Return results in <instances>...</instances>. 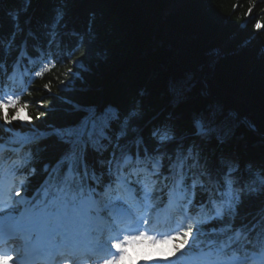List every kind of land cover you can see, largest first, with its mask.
I'll use <instances>...</instances> for the list:
<instances>
[{"label": "trees", "instance_id": "trees-1", "mask_svg": "<svg viewBox=\"0 0 264 264\" xmlns=\"http://www.w3.org/2000/svg\"><path fill=\"white\" fill-rule=\"evenodd\" d=\"M257 21L264 23V0H0V63L5 69L0 70V88L20 95L32 117L31 123L19 128V122L4 126L16 128L29 142L19 156L0 152L1 174L13 163L24 192L39 199L50 174L64 175L68 162L56 172L53 169L73 146L77 157L80 154L77 136H61L56 130L79 125L85 109L111 107L118 114L112 122L113 144L127 119L128 135L119 141L126 152L135 157L134 141L141 136V156L145 147L149 154H155L158 146L164 153L158 158L168 188L153 191L154 206L166 204L169 188L180 179L170 176L176 168L169 167L180 145L183 159L177 166L184 174L182 188L191 194L195 181L193 203L205 205L203 210H192L197 219L214 214L209 197L217 205L228 199L224 177L234 178L233 203L236 197L240 200L236 214L203 224L206 234L195 250L205 249L210 238H226L208 233L213 225L231 224L227 235L241 230L254 238L264 230V186L257 178L264 176V28L257 30ZM189 76L187 98L175 101L170 82ZM70 81L73 85L64 87ZM45 84L51 85L50 91ZM209 105L218 106V119L228 132L223 143L216 136L204 139L200 148L193 136L178 143L180 137L195 132L194 119ZM40 113L44 115L37 119ZM165 129L172 140L152 136L153 130ZM10 135L0 127V144H24L9 143ZM111 152V146L98 152L89 145L85 153L89 169L105 173L101 188L109 177L108 165L99 161ZM74 164L79 167V159ZM144 168L133 160L125 172ZM152 170L148 162L147 170L138 172L149 187L157 179L150 175ZM212 177L215 181H210ZM132 186L140 197L141 186ZM254 225L255 231L249 232Z\"/></svg>", "mask_w": 264, "mask_h": 264}, {"label": "snow or ice", "instance_id": "snow-or-ice-1", "mask_svg": "<svg viewBox=\"0 0 264 264\" xmlns=\"http://www.w3.org/2000/svg\"><path fill=\"white\" fill-rule=\"evenodd\" d=\"M255 27L260 30L264 28V23L257 21ZM71 63L76 64V61H71ZM0 70H5L2 63H0ZM35 74L37 76L41 75L39 71ZM61 83L63 84L64 81H61ZM44 88L50 91L51 85L45 84ZM190 88V76L170 82V91L177 102L187 98L186 94ZM40 107H43L42 102ZM28 108L29 105L22 103L18 94L5 93L0 95V122H2L0 127H3L4 131L11 133L9 143L29 142L28 137L21 136L16 128L4 127L11 126L16 122H19L17 124L18 128L26 123H31L32 117L28 114ZM85 111L87 114L82 118L79 125L66 130H56L58 135H66L69 138L76 135L81 144L79 157H77L73 146L69 153L57 164L56 168L53 169V172H56L61 164L68 162V168L64 175L54 178L50 174L45 181L43 195L39 199L34 196L31 201H26L22 197L21 191L15 190V196L22 198L19 201H15L14 204H31L30 212L28 209L19 212L20 217H24L26 213L28 214L27 223L20 227L21 232H27L30 235L35 234L37 237H46L49 248L72 249L76 247L80 230L86 228L93 232L92 256L89 257V259H92L93 256L95 257L93 264H125L126 261L130 260L131 253L139 247L173 244V255L175 256L176 253H180L182 249L188 247L191 242L192 247L189 248V252H192L199 247L200 237L206 234L205 229L202 227L203 224H211L212 221L220 222L223 221L225 216L236 214L240 200L239 197H236V204L233 203L232 180L234 178H230L227 174L225 175L228 199L217 205L215 200L209 197V202L213 205L214 214L208 216L206 220H199L196 215L192 214V210L194 208L203 210L205 205H194L193 203L196 182L193 181L191 185L192 192L189 194L187 187L182 188L184 174L174 172L172 175H179L180 179L176 181L175 188H169L168 190V204L173 206L183 219L187 221V227L183 230L174 231L163 239H157L155 235H150L148 231L150 221L147 216L138 217L130 205L126 207L127 201L116 203L112 198L105 199V197L112 189L113 184L123 185L130 192L134 191L131 186L138 184L141 186L140 191L143 193L140 207L144 211H148L152 207L153 191H163L164 188H168V185L164 184V181L168 180V176H161L160 174V169L163 165L158 157L164 155L161 152V147H157L155 154H149L145 147L144 155L141 156L139 146L143 144V137L137 136L134 141L137 145V152L135 157H133L131 152H126L119 143L120 138L128 135L127 119L121 125V130L116 133V140L113 144L111 131L112 122L118 119L116 110L108 107L103 110L88 108ZM218 113V106L209 105L204 112L198 115L193 121L196 129L195 135L202 139H211L216 136L223 143V137L227 136L228 132L222 121L218 119ZM43 115L44 113H40L36 118L39 119ZM222 132L223 136H221ZM158 135V130H153L152 136L156 137ZM85 136L87 139H81ZM159 139L160 141H165L172 140L173 137L161 135ZM104 141H108V143L106 144ZM65 142L71 141L67 140ZM89 145L98 152L107 150L109 146L112 147L109 158L99 161L101 165H108L106 174L109 180L103 184L102 188L99 186L105 173L98 175L95 169H89L86 163L85 153ZM5 147V144H0V151H3ZM12 150L18 151V149ZM192 151V148H189V155H192ZM177 153L176 160L169 165L170 168H176L183 159L181 149H177ZM77 159H79V167L74 164ZM133 160L137 166L142 163L145 164V168L133 169L126 173L125 167L133 163ZM169 160L171 161V157H169ZM148 162H151L153 169L150 175L157 178L152 181L151 187L144 184L138 175L139 171L147 170ZM179 166L182 168V163ZM47 167L46 165L45 170H47ZM231 171L233 170L229 169V172ZM31 172L34 173L35 168H32ZM133 176L136 177L135 180L132 179ZM257 178L260 184L264 186V176L257 174ZM90 181H95V184ZM157 182L161 184L160 188H157ZM21 187H23V181L21 182ZM181 188L182 190L180 191L175 190ZM251 190L256 191L257 189L253 188ZM36 195L40 196V192L38 191ZM90 208L95 209V215H89L88 210ZM2 210L0 209V211ZM10 218L16 219L14 216H10ZM88 221H94L99 226L93 229V226ZM193 221L196 222L195 228ZM121 225H125V227L122 228ZM133 227L135 228L134 232L128 231L129 228ZM231 227V224H223L221 227L213 225L207 230L208 233L226 235L225 239L210 238L207 241L209 251L206 255L211 257L209 264H264V230L257 232L253 238L249 233L241 230H237L234 235H227ZM251 231H255V225L249 230V232ZM56 237H60L58 243ZM19 238L25 239L24 236ZM14 239L15 237L12 235H0V264H26L28 259L27 244L12 248L8 247V242ZM186 255L187 253H185ZM151 259L170 262V264H183L184 256L173 259L172 257L161 255ZM64 264H69V260L65 259ZM137 264H140V261H137Z\"/></svg>", "mask_w": 264, "mask_h": 264}, {"label": "rangeland", "instance_id": "rangeland-1", "mask_svg": "<svg viewBox=\"0 0 264 264\" xmlns=\"http://www.w3.org/2000/svg\"><path fill=\"white\" fill-rule=\"evenodd\" d=\"M178 1L181 2L182 0H178ZM76 76H78V75L76 74ZM73 83H74V81L67 82V84H65L64 87L73 85ZM251 130H254V129H251ZM167 131L168 130L166 129V131H163L161 133V135H168V132ZM182 138L183 137H180L179 139H177V142L183 144ZM165 141L168 142L169 140H165ZM181 148H182V145H180V148L179 149H181ZM174 172L175 173H180L179 168L176 167V169L171 172L170 176H173L172 173H174ZM211 179L212 178H210V181H211ZM18 185H19V177H17V175L15 173H12L11 175H9V174L4 175V179H3L2 183L0 184V194L2 196H4L3 193L10 186L9 194H8V198H7V206L5 208H3L2 211H0V234L8 231L12 227V223H10V222H12L13 220H16V223H19L22 220L24 221L25 219L28 218V214L27 213H26V215L24 217H20L19 216V212L26 209L25 208L26 207L25 206L26 203L25 204H22V205L14 204L15 201L21 200L22 197L25 198L24 189H20ZM172 188H175V185L172 186ZM17 189L21 191L22 197L15 196V190H17ZM175 190L176 191H180L179 189H175ZM121 193H123V192H121ZM167 208H170V209L174 210L175 213L179 214L175 210V208L173 206H170L168 204V207H166L165 210H167ZM10 216H14V217H16V219H12V218H10ZM184 249H182V251ZM154 251H157L158 253H156V254L155 253H150V255L153 256V257H158V256H161V255H166V256L172 257L173 259H175L177 257H180V254L182 252L181 251L180 253H176L175 256H174L173 255V252H174V246H173V244H164V245L161 246V248L159 250H158L157 247H155L154 248ZM150 264H170V262H165V261H162V260L154 259V260H152V262H150ZM198 264H209V263H198Z\"/></svg>", "mask_w": 264, "mask_h": 264}, {"label": "bare ground", "instance_id": "bare-ground-1", "mask_svg": "<svg viewBox=\"0 0 264 264\" xmlns=\"http://www.w3.org/2000/svg\"><path fill=\"white\" fill-rule=\"evenodd\" d=\"M244 121V120H243ZM248 124V123H247ZM249 125V124H248ZM7 192L9 193V190H7ZM166 222H167V218H166V216H164L163 217V219H162V225H164L165 226V229H167L168 228V226L166 225ZM39 241H40V239H39ZM13 241H9L8 242V247H9V245L12 243ZM61 254L62 255H65L66 253L62 250V252H61ZM137 261H140V264H147L148 263V260L146 259V258H138L137 260H135L134 261V263H132V262H128L127 264H137Z\"/></svg>", "mask_w": 264, "mask_h": 264}, {"label": "water", "instance_id": "water-1", "mask_svg": "<svg viewBox=\"0 0 264 264\" xmlns=\"http://www.w3.org/2000/svg\"><path fill=\"white\" fill-rule=\"evenodd\" d=\"M247 124V123H246ZM248 125V124H247ZM251 129H253L252 127H250Z\"/></svg>", "mask_w": 264, "mask_h": 264}]
</instances>
